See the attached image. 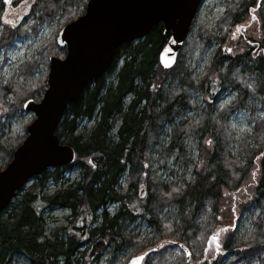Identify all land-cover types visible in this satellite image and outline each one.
I'll use <instances>...</instances> for the list:
<instances>
[{"label":"trees","instance_id":"obj_1","mask_svg":"<svg viewBox=\"0 0 264 264\" xmlns=\"http://www.w3.org/2000/svg\"><path fill=\"white\" fill-rule=\"evenodd\" d=\"M22 1L10 0L13 6ZM32 2L28 9L32 22L13 26L3 20L7 4L0 0L3 60L17 36L36 34L49 21L64 26L86 8L84 0ZM223 4L225 12L214 27L193 21L169 69L159 61L169 37L162 24L117 49L107 73L69 105L56 130L62 143L74 148V161L33 177L2 212L0 264H10L7 256L14 254L30 264H118L128 251L148 252L144 264H223L230 253L245 264H264V117L256 113L264 111V0ZM250 22H256L257 29L246 37L242 32ZM58 32L39 54L65 56L66 48L56 41ZM189 38L195 47L186 44ZM216 43L211 65L199 77L189 64L194 50L198 49L196 61H200ZM42 60L43 56L26 59L7 78L0 65V104L5 108L0 157L7 163L33 120L31 116L21 123L18 134L13 116L25 112L26 101H39L47 88V74L42 80L36 77ZM225 92L234 97L216 110L215 103ZM196 95L202 97L203 106L195 102ZM238 111L248 112L254 120L250 132L232 133L228 120ZM189 112L195 114L193 119ZM166 127L168 141L162 138ZM232 140L242 158L231 153ZM191 146L199 151L196 159ZM172 158L180 170L179 183L160 180L152 170L155 162L165 168ZM73 168L81 177L68 183L65 172ZM50 179L57 187L48 193ZM249 184L253 197L241 204L251 217L250 233L237 238L236 227L230 225L214 232L222 221L226 192L238 193ZM113 202L119 207L111 214L108 207ZM56 207L67 209L69 215L64 225L51 228L45 212ZM143 222L150 232L141 235L137 229ZM222 230L228 235L220 241ZM214 235L220 250L214 244L210 258L208 242ZM161 243L165 245L157 246Z\"/></svg>","mask_w":264,"mask_h":264},{"label":"water","instance_id":"obj_2","mask_svg":"<svg viewBox=\"0 0 264 264\" xmlns=\"http://www.w3.org/2000/svg\"><path fill=\"white\" fill-rule=\"evenodd\" d=\"M202 0H88L85 12L64 25L56 41L66 48L63 58L51 56L47 89L39 101L28 100L25 111L34 119L12 159L0 170V219L18 191L47 169L75 159L72 146L56 130L70 104L108 71L117 49L146 37L162 24L168 41L160 52L163 68H171L182 49ZM169 62L165 67L164 62ZM144 260L148 254L145 252ZM144 254V253H142ZM135 255L134 257L141 256ZM130 258L127 263L130 264Z\"/></svg>","mask_w":264,"mask_h":264},{"label":"rangeland","instance_id":"obj_3","mask_svg":"<svg viewBox=\"0 0 264 264\" xmlns=\"http://www.w3.org/2000/svg\"><path fill=\"white\" fill-rule=\"evenodd\" d=\"M8 1V0H6ZM86 0H84V3ZM224 0H203L197 14L194 18V20L197 23H201L209 28L214 27L217 19L225 12V7L223 4ZM33 3L32 0H23L20 5L13 6L12 2H8L7 8L5 11V14L3 16V20L6 22H11L13 26H20L22 24L30 23L32 20L29 18V6ZM28 11V12H27ZM159 25V24H158ZM249 27L244 29L242 33H244V36H251L255 33V30L257 29V23L256 22H250ZM62 28V25L57 24L56 22H46L42 26H40L38 32L36 34L29 33L26 35H20L17 36L13 42V44L6 49V59L3 60V55L0 53V65L3 63L4 66V77L7 78L10 76L13 72V68L18 66V64L22 63L26 59L34 56L36 59H39L43 56V60L39 65V68L36 71V77L39 80H42L43 77L48 74L49 72V58L50 56L47 55V52L43 54H39V51L44 48L47 43L53 38L55 31L58 29L60 30ZM1 29V27H0ZM191 29V28H190ZM190 32V31H189ZM241 32V31H240ZM236 38H239L240 35H235ZM190 39V38H189ZM186 44L189 45L190 48L195 47V41L191 38L190 41L187 40ZM187 45V46H188ZM218 43H216L215 46L211 47L209 51L204 55V57L200 61H196L197 55H198V49L194 50V54L191 61H189V64L191 65V69L194 70V73L199 75V77H202L206 71V69L211 65V62L213 61V54L215 49L217 48ZM234 97V94L225 92L222 94L218 101L215 103V109H220L224 104H228ZM10 98V99H9ZM9 101H11V96H8ZM195 102L199 106H203V100L202 97L199 95H196ZM257 115L260 117H264V111L259 109L257 112ZM31 116H34L32 112H22L17 113L12 118V123L14 128L16 129L17 133H20L21 130V123L26 122ZM188 116L193 119L195 117V114L193 112H189ZM5 117V108L0 104V120H3ZM228 123L230 127L232 128V133L241 134V133H247L250 132L252 129V126L254 124V120L250 116L248 112L245 111H238L234 114H232L229 117ZM86 125H92L91 121H86ZM27 127V126H26ZM166 134L162 136L163 140L168 141L169 137L168 134L170 133L169 127H166ZM191 140V139H190ZM192 141V140H191ZM22 143V142H21ZM190 143V142H189ZM19 146V145H18ZM17 146V147H18ZM16 147V148H17ZM190 152L192 154V157L194 159L198 156V149L196 146H191ZM15 151V150H14ZM231 153L236 156L242 158L241 152L238 148V146L235 144L234 140L231 142ZM4 163H7V159H2L0 157V166ZM160 162H155L152 166L153 173L155 176L160 179L167 182H174L179 183L178 181V175L180 174V170L174 163L173 158L170 160L169 163H167V166L163 168L159 165ZM2 170V169H1ZM191 170V169H190ZM80 171L77 168H73L67 172H65L64 180H69L71 182L78 181L80 179ZM187 178H189V172L186 175ZM250 182H253V179L250 178ZM123 189H125L124 181L122 182ZM57 187V184L50 179L48 186L45 189V192H52ZM253 197V189L252 184H249L247 188L244 190L238 192V193H231L229 191L226 192L225 196L222 199L221 204V213H222V221L217 226L214 227L217 231V228L220 227L223 229L225 225H230L235 228L234 235L237 238H244L250 233L251 230V217L247 211H243V207L241 204V201L245 200H251ZM235 201V203H233ZM264 202V198H263ZM119 205L117 203H111L108 207L109 212L115 213L118 209ZM101 210L98 212L100 213ZM69 215V211L65 208H53L51 210H47L45 212L46 220H47V226L51 228L58 227L60 225H64L67 222V216ZM7 214L3 215V218H5ZM137 232H139L141 235L147 234L150 232V228L147 225V223L143 222L141 226L137 229ZM212 234V233H211ZM207 235L205 237V242L208 241V237L211 235ZM221 240L225 238L228 234L223 233V230L221 231ZM214 244L215 242L213 240L210 241V244L208 245V257L212 258L213 254L215 253L214 250ZM165 245V243L157 244V246L162 247ZM231 249L235 248L234 242H231L229 245ZM135 256V253L133 251H128L123 257H120L118 264H125L128 262V260ZM8 258H11L10 264H30L27 258H25L22 255L14 254L11 255V257L7 256ZM7 258V259H8ZM223 264H245L243 260L238 261L234 257L233 253L228 254L224 261H222ZM98 264H102V261H100Z\"/></svg>","mask_w":264,"mask_h":264},{"label":"snow or ice","instance_id":"obj_4","mask_svg":"<svg viewBox=\"0 0 264 264\" xmlns=\"http://www.w3.org/2000/svg\"><path fill=\"white\" fill-rule=\"evenodd\" d=\"M253 19H255V17H253ZM229 51H231V49H229ZM164 66L168 67L169 66V62L165 61L164 62ZM224 231H227V229H224ZM212 240L215 242V250L219 251L220 250V243H219V239L217 236H213ZM181 247H183V245H181ZM144 255H146V253L142 254L141 256L138 257H133V259L130 261V264H140V261L143 260ZM190 255V253H189Z\"/></svg>","mask_w":264,"mask_h":264},{"label":"bare ground","instance_id":"obj_5","mask_svg":"<svg viewBox=\"0 0 264 264\" xmlns=\"http://www.w3.org/2000/svg\"><path fill=\"white\" fill-rule=\"evenodd\" d=\"M165 209V208H164Z\"/></svg>","mask_w":264,"mask_h":264}]
</instances>
